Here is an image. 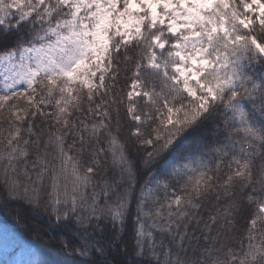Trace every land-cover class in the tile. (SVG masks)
I'll return each mask as SVG.
<instances>
[{
    "label": "snow or ice",
    "instance_id": "obj_1",
    "mask_svg": "<svg viewBox=\"0 0 264 264\" xmlns=\"http://www.w3.org/2000/svg\"><path fill=\"white\" fill-rule=\"evenodd\" d=\"M0 205L60 233L2 264H264V0H0Z\"/></svg>",
    "mask_w": 264,
    "mask_h": 264
},
{
    "label": "rangeland",
    "instance_id": "obj_2",
    "mask_svg": "<svg viewBox=\"0 0 264 264\" xmlns=\"http://www.w3.org/2000/svg\"><path fill=\"white\" fill-rule=\"evenodd\" d=\"M1 206L5 207L7 210H9L11 212H15V208L11 205H8V206L1 205ZM22 214H27V217L29 220L28 229L30 227L31 230L34 231V233H36V234H38L40 231L44 230L43 228L37 227L31 223L29 214L27 213L26 210ZM32 233L33 232L27 233V235H29V236H26V239L22 240V242L28 241L30 243H27V244L35 246L36 248L30 247V250L28 252H26V253L24 252V255H28V257L27 256L25 257L24 255H21V254H19L18 256H21L22 258H25V259H28V258L37 259V258H39V253H41V252H44V251L55 252V249H56L55 241H58L59 236H60V233L58 231L46 232L45 235H47V236H43V238L46 240L45 242H43V244H44L43 248H41L39 245H37L36 243H34L32 241V239L35 238L34 236H31ZM49 245H51V247H49Z\"/></svg>",
    "mask_w": 264,
    "mask_h": 264
},
{
    "label": "trees",
    "instance_id": "obj_3",
    "mask_svg": "<svg viewBox=\"0 0 264 264\" xmlns=\"http://www.w3.org/2000/svg\"><path fill=\"white\" fill-rule=\"evenodd\" d=\"M15 212H11L9 210H7L5 207H2L0 208V217H3V219L1 220L2 223H8L10 224L11 226V229H12V233H15V234H25L26 236H29L27 235V233H30V232H33L31 234V236H34L35 238H37V242H45L46 240L43 238V236H47L45 235L46 232L43 230V231H40L38 234L34 233V231L31 230V228L29 227V229H24L23 228V225H19L16 223V216L14 214ZM25 216L26 219H28L27 217V214H22ZM38 235V236H37ZM37 236V237H36Z\"/></svg>",
    "mask_w": 264,
    "mask_h": 264
},
{
    "label": "bare ground",
    "instance_id": "obj_4",
    "mask_svg": "<svg viewBox=\"0 0 264 264\" xmlns=\"http://www.w3.org/2000/svg\"><path fill=\"white\" fill-rule=\"evenodd\" d=\"M0 208H2V206L0 205Z\"/></svg>",
    "mask_w": 264,
    "mask_h": 264
}]
</instances>
